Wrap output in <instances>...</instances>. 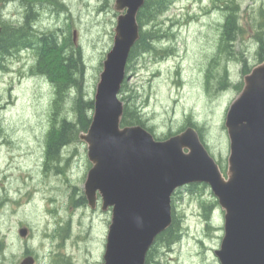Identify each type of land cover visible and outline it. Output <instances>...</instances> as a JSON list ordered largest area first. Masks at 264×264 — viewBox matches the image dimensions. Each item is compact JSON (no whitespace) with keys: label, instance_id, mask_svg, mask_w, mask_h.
I'll use <instances>...</instances> for the list:
<instances>
[{"label":"rangeland","instance_id":"1","mask_svg":"<svg viewBox=\"0 0 264 264\" xmlns=\"http://www.w3.org/2000/svg\"><path fill=\"white\" fill-rule=\"evenodd\" d=\"M18 1L0 3V20L21 24L25 12L32 9L38 29L56 30L59 39L69 35L85 64L81 93L84 99L95 100L121 13L114 8L115 0H55L62 3L59 8L49 0L47 4L41 0ZM212 1L176 0L162 13L159 21L163 32L168 33L156 42L159 49H169L146 52L134 59L126 83L130 94H136L133 100L141 107L146 125L157 137L174 135L192 121L201 129L202 140L227 177L230 139L226 115L246 74L240 56L247 58L249 67L258 62L257 22L264 18V0H236L243 30H236L231 54L220 50L226 11ZM150 27L151 23L144 26ZM53 49L44 48L39 53L26 48L0 61V264L20 263L18 256L22 259L27 249L41 258L38 264H47L50 243L42 235L46 226L54 227L57 234L52 245L54 262L102 261L101 241L112 213L100 205L94 210L87 204L85 181L92 163L88 144L79 137L87 131H79L77 140L62 148L59 163L50 162L46 155L51 122L61 117L76 119L74 98L78 93L72 87L59 104L56 102L57 83L41 65L48 62ZM226 70L232 85L221 89L218 81ZM88 113L92 118L94 109ZM204 205H211L209 217ZM172 207L180 218L181 237L171 244L156 245L152 264H220L215 251L224 236L225 210L211 187L202 192H192L188 186L180 188ZM67 222L72 227L69 234L61 230ZM25 225L31 228V235L21 237L19 229ZM4 253L9 254L7 258Z\"/></svg>","mask_w":264,"mask_h":264},{"label":"water","instance_id":"2","mask_svg":"<svg viewBox=\"0 0 264 264\" xmlns=\"http://www.w3.org/2000/svg\"><path fill=\"white\" fill-rule=\"evenodd\" d=\"M144 3L115 0L121 13L114 43L103 62L91 125L80 136L93 164L85 181L88 204L95 208L100 195L103 210L112 208L103 264H146L157 237L173 223V194L194 183L208 184L225 210L224 236L215 251L220 264H264V62L245 75L227 112L225 177L192 125L163 140L142 125L122 126L119 95L140 38L137 16ZM34 262L29 256L20 264Z\"/></svg>","mask_w":264,"mask_h":264},{"label":"trees","instance_id":"3","mask_svg":"<svg viewBox=\"0 0 264 264\" xmlns=\"http://www.w3.org/2000/svg\"><path fill=\"white\" fill-rule=\"evenodd\" d=\"M2 2L6 3L8 1H0V3ZM175 2L176 0H145L144 6L139 11L137 17L141 26V37L131 50L128 69L131 65V62L143 53H151L153 51L159 53L169 49H159L157 47L156 41L160 40L163 36H166V33H168L163 32L164 28L159 21V17L162 13L168 11ZM212 2L214 6H218L226 11L225 23L223 24L224 29L222 33V45L220 50L221 52L228 51V53L231 54L232 41L236 40V30L239 32L243 30L238 22L239 3L236 0H213ZM40 3L47 4L45 0H41ZM31 8H33V5ZM33 12L34 11L32 9L27 10L21 24L11 25L7 24L5 21H2L3 30L0 36V61L7 55L26 48L36 49L39 53H42L44 48H54L53 54H51L48 62L41 63V65L43 66L45 72L49 73L50 77L57 83L56 102L59 104V100L63 99V97L68 94L69 89H72V87L76 88L78 92L74 98L76 119H69L67 117H61V119L54 118V121L51 122V131L49 129V138L47 137V139H49L47 140L49 141L48 149L53 151L51 152L47 149L51 153L50 154L47 151V155L49 156L48 158L50 162L51 160H58L60 162L62 161V148L67 144L77 140V134L79 131H87L89 129L92 118L88 113V110L91 111L94 109V100L84 99V93H81V89L83 88L82 84L85 64L83 62V55L80 48L72 46V41L70 40L71 37L69 36H64L62 39H59L58 32L56 30L43 32L42 30L38 29L35 26V22L37 20L35 18L36 16L32 18L31 15ZM149 23L152 24V27L145 29L144 26ZM257 29L256 38L258 41V47L256 55L258 62L256 64H259L264 62V18L257 22ZM240 60L243 62L244 66L243 72L246 74L249 73L253 67H249L247 58L241 55ZM212 78H214L213 75ZM207 79L208 81H211V78L209 79L207 77ZM218 84L220 85L219 88L221 89L232 85L229 80L227 70L226 73L219 79ZM237 87L238 89H242L243 81L239 82ZM121 95L122 100H124V115L122 117V125H142L153 132L152 128H148L145 123L141 107L136 105L133 100L136 97L135 92L130 94V91H128L126 80L122 86ZM188 125L198 127L189 120L177 132L183 130ZM198 130L200 132L201 138L203 139V134L201 133V129L199 127ZM168 136L169 134L166 137ZM206 187H208V185L205 183H194L189 185L188 189L192 192H202ZM210 207L211 205H204L206 217H209ZM181 234L182 226L180 225V218L175 215L173 210V223L166 231L157 237L155 241L156 244L154 243L155 245L149 251L146 264H152L153 251L156 245L161 243H174L180 239Z\"/></svg>","mask_w":264,"mask_h":264},{"label":"flooded vegetation","instance_id":"4","mask_svg":"<svg viewBox=\"0 0 264 264\" xmlns=\"http://www.w3.org/2000/svg\"><path fill=\"white\" fill-rule=\"evenodd\" d=\"M98 207H99V205L94 210H97ZM62 227H64V230H63V228H61L62 232L64 233V231H66L67 234H69V231H71V229H72L70 223H65V225H63ZM22 229H26L27 230L26 235H22L21 234V230ZM48 229H50V232L49 231H46ZM108 231H109V228H108ZM47 233H49L48 236H46ZM19 235L21 237H28V236H30L31 235V228L29 226H26V225L23 226V227H21L19 229ZM42 235L44 237H47V239H44V240L45 241H48L50 243V246H49L48 251H47L48 252V256H49V260H48V263L47 264H58L56 261L54 262V256H53L55 254V252L53 250V246L52 245H53V243L55 242V240L57 238V234L55 235V233H54V227L53 228H50L49 226H46V228L42 232ZM107 237H108V232H107V234L104 235V240L101 241L102 242V245H103V248H102V251H101L102 261L100 262V264H102L104 262V256H105V252H106V248H107ZM24 252H23V254H24ZM4 254H5V258H7V256L9 255L7 253H4ZM29 256H32L33 258H35V264H38L39 261H41L40 260L41 258L39 256L32 255L30 252H28V249H27V251L25 252V256L22 259H21V256H18V258L20 259L19 262H21L23 259H25L26 257H29ZM97 261L99 262L100 260H97ZM67 262H68V259H67ZM9 264H13V263H9Z\"/></svg>","mask_w":264,"mask_h":264},{"label":"bare ground","instance_id":"5","mask_svg":"<svg viewBox=\"0 0 264 264\" xmlns=\"http://www.w3.org/2000/svg\"><path fill=\"white\" fill-rule=\"evenodd\" d=\"M7 1H11V0H7ZM30 1H31V0H30ZM32 1H33V0H32ZM45 1H46V0H45ZM49 1H50V0H49ZM18 2H20V0H19ZM47 2H48V1H47ZM51 2H52V0H51ZM6 3H7V2H6ZM36 3H37V2H36ZM36 3H35V4H36ZM53 3H55V1H54ZM53 3H52V4H53ZM58 3H59V2H58ZM58 3H57V6H56V5H55V6L59 8V7L61 6L62 3L59 4V5H58ZM9 4H10V3H9ZM14 4H15V3H14ZM20 4H21V2H20ZM50 4H51V3H50ZM55 4H56V3H55ZM2 5H3V4H2ZM16 5H17V4H16ZM36 6H37V5H36ZM22 8H23V7H22ZM26 9H27V8H26ZM33 11H34V10H33ZM34 14H35L34 12L31 14V15H32V18L34 17ZM20 15H21V14H20ZM27 17H28V16H27ZM32 18H31V19H32ZM19 19H20V18H19ZM11 22H12V20H11ZM57 29H58V28H57ZM184 30H185V29H184ZM68 36H69V35H68ZM232 38H233V37H232ZM232 38H231V39H232ZM226 40H227V38H226ZM228 40H229V39H228ZM232 40H233V39H232ZM227 42H228V41H227ZM153 44H154V43H153ZM227 44H228V43H227ZM227 44H226V45H227ZM168 45H169V44H168ZM153 46H154V45H153ZM153 50H154V49H153ZM6 57H7V56H6ZM3 59H4V58H3ZM0 63H1V62H0ZM51 128H52V127H51ZM50 131H51V129H50ZM49 133H50V132L48 131V134H49ZM5 136H6V135H5ZM48 138H49V135H48ZM71 139H72V138H71ZM47 140H49V139H47ZM47 140H46V141H47ZM1 143H2V142H1ZM46 143H47V142H46ZM48 143H49V141H48ZM48 145H49V144H48ZM48 145H47V146H48ZM69 146H70V145H69ZM64 147H66V146H64ZM66 148H67V147H66ZM46 149H47V148H46ZM64 149H65V148H64ZM38 150H39V149H38ZM48 150H49V149H48ZM48 150H46V151H48ZM62 150H63V149H62ZM49 151H51V150H49ZM49 151H48V152H49ZM52 151H53V150H52ZM52 151H51V152H52ZM49 153H50V152H49ZM50 154H51V153H50ZM46 155H47V154H46ZM47 156H48V155H47ZM48 157H49V156H48ZM48 159H49V158H48ZM57 162L59 163L58 160H57ZM53 163H54V162H53ZM53 163H52V164H53ZM45 165H47V163H45ZM35 167H36V166H35ZM35 169H36V168H35ZM56 171H57V170H56ZM37 185H38V184H37ZM18 188H21V187H18ZM18 188H17V189H18ZM4 195L7 196L6 193H5ZM3 197H4V196H2V198H3ZM5 198H6V197H5ZM5 198H4V199H5ZM6 200H7V198H6ZM9 201H10V200H9ZM1 202H4V201H1ZM8 204H9V203H8ZM57 215H58V214H57ZM67 221H68V220H67ZM67 223H68V222H67ZM73 223H74V221H73ZM74 224H75V223H74ZM68 226H69V225H68ZM62 228H64V227H62ZM65 237H67V236L65 235ZM65 237H64V238H65ZM63 242H64V241H63ZM61 244H63V243L61 242ZM98 248H99V247H98ZM150 264H151V263H150Z\"/></svg>","mask_w":264,"mask_h":264}]
</instances>
